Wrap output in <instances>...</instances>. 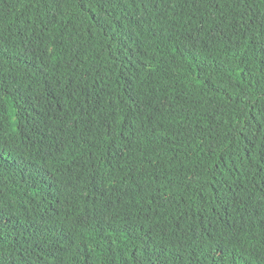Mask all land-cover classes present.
Returning <instances> with one entry per match:
<instances>
[{
    "label": "trees",
    "instance_id": "obj_1",
    "mask_svg": "<svg viewBox=\"0 0 264 264\" xmlns=\"http://www.w3.org/2000/svg\"><path fill=\"white\" fill-rule=\"evenodd\" d=\"M251 9L0 0V264H264Z\"/></svg>",
    "mask_w": 264,
    "mask_h": 264
},
{
    "label": "rangeland",
    "instance_id": "obj_2",
    "mask_svg": "<svg viewBox=\"0 0 264 264\" xmlns=\"http://www.w3.org/2000/svg\"><path fill=\"white\" fill-rule=\"evenodd\" d=\"M251 1H253V0H245V3H246V4H250V6L252 7V9H256V8H258V3H259L260 0H257V2H255V3H256L255 8H254V6L252 5ZM252 9H251V10H252Z\"/></svg>",
    "mask_w": 264,
    "mask_h": 264
}]
</instances>
